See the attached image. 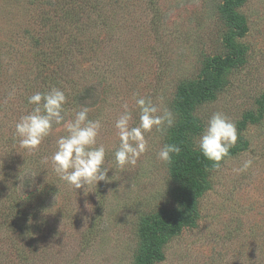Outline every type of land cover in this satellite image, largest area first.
<instances>
[{"label": "rangeland", "instance_id": "rangeland-1", "mask_svg": "<svg viewBox=\"0 0 264 264\" xmlns=\"http://www.w3.org/2000/svg\"><path fill=\"white\" fill-rule=\"evenodd\" d=\"M226 1L0 0V264H140L145 224L183 213L173 156L165 163L157 153L182 126L181 91L206 85L214 89L193 106L187 146L200 152L216 112L236 124L238 141L219 170H206L194 225L167 236L153 264H264V0L237 10L242 35ZM52 87L67 97L65 120L87 106L102 121L110 183L85 192L60 180L46 158L63 126L34 151L20 147L15 123L34 107L27 98ZM138 97L171 110L175 124L145 133L148 150L120 169L115 122L126 104L139 123ZM246 159L252 166L234 172Z\"/></svg>", "mask_w": 264, "mask_h": 264}, {"label": "clouds", "instance_id": "clouds-1", "mask_svg": "<svg viewBox=\"0 0 264 264\" xmlns=\"http://www.w3.org/2000/svg\"><path fill=\"white\" fill-rule=\"evenodd\" d=\"M27 100L34 106L32 111L21 116L15 123V136L21 148L29 152L38 149L51 134L54 125L63 126L67 134L57 139L55 152L46 158L51 160L53 170L60 180L75 190L84 188L85 192L93 183L111 182L108 176L110 168L105 166L106 148L103 144L97 146L102 121L89 119V107L81 106L71 119L65 120L67 97L57 87L35 92ZM136 105L139 109V123L136 126L131 125L133 115L126 104L115 122L119 146L114 152V160L120 169L135 166L148 150L145 133H151L153 129L163 133L175 124L173 112L167 108L161 110L151 98L138 97ZM237 141L236 124L225 114L216 112L208 120L197 145L202 155L212 162L213 168L219 170L221 163L231 158L230 150ZM180 153L178 145L165 144L157 153V158L171 163L173 154ZM252 163L251 159L243 160L241 166L233 171H247Z\"/></svg>", "mask_w": 264, "mask_h": 264}, {"label": "trees", "instance_id": "trees-1", "mask_svg": "<svg viewBox=\"0 0 264 264\" xmlns=\"http://www.w3.org/2000/svg\"><path fill=\"white\" fill-rule=\"evenodd\" d=\"M246 0H227L224 7V15L232 27L239 29V35L243 34V29L239 24L237 10ZM237 52V49L233 47ZM236 65V57L231 60H220L215 68L218 72ZM214 88L206 85L200 88H187L180 94V110L183 123L177 135L174 137L173 144L181 148L179 155L173 154L172 176L184 182L187 191L183 192L180 201L183 206V213H166L147 222L142 232L143 251L140 257V264H153L161 257L162 246L166 242V237L176 234L183 227L193 226L197 218V206L199 198L205 190V172L211 167L202 153L192 150L187 146L184 132L193 128L192 120L193 106L206 99ZM204 177V179H202Z\"/></svg>", "mask_w": 264, "mask_h": 264}]
</instances>
